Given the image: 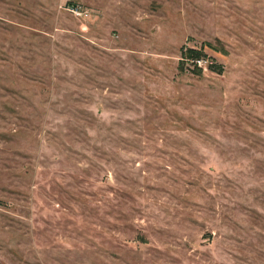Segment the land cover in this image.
Returning <instances> with one entry per match:
<instances>
[{
    "label": "rangeland",
    "instance_id": "1",
    "mask_svg": "<svg viewBox=\"0 0 264 264\" xmlns=\"http://www.w3.org/2000/svg\"><path fill=\"white\" fill-rule=\"evenodd\" d=\"M0 264H264V0H0Z\"/></svg>",
    "mask_w": 264,
    "mask_h": 264
},
{
    "label": "trees",
    "instance_id": "2",
    "mask_svg": "<svg viewBox=\"0 0 264 264\" xmlns=\"http://www.w3.org/2000/svg\"><path fill=\"white\" fill-rule=\"evenodd\" d=\"M181 62L191 61L196 63L197 61L204 60L206 56L201 52L194 49L182 50L180 54ZM219 72L222 70V67H219Z\"/></svg>",
    "mask_w": 264,
    "mask_h": 264
}]
</instances>
